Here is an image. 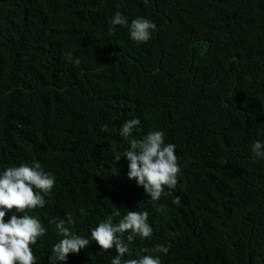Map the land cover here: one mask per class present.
I'll list each match as a JSON object with an SVG mask.
<instances>
[{
  "label": "trees",
  "instance_id": "obj_1",
  "mask_svg": "<svg viewBox=\"0 0 264 264\" xmlns=\"http://www.w3.org/2000/svg\"><path fill=\"white\" fill-rule=\"evenodd\" d=\"M117 11L129 24L153 21L151 39L113 28ZM133 118L140 125L122 137ZM155 130L176 146L181 171L152 202L122 154ZM256 141L264 143V0H0V174L38 162L56 177L45 206L26 212L46 228L31 246L36 264H49L62 239L51 219L72 213L71 231L90 242L56 264H111L115 247L101 249L91 229L144 210L152 235L129 242L125 233L124 259L264 264ZM13 214L22 215L5 220ZM158 244L171 245L166 255L143 251Z\"/></svg>",
  "mask_w": 264,
  "mask_h": 264
},
{
  "label": "clouds",
  "instance_id": "obj_2",
  "mask_svg": "<svg viewBox=\"0 0 264 264\" xmlns=\"http://www.w3.org/2000/svg\"><path fill=\"white\" fill-rule=\"evenodd\" d=\"M111 24L113 28L118 25L128 27L130 38L136 43H147L152 37L153 30L156 29V24L144 17L134 18L129 24L128 18L119 11L114 14ZM66 55L70 57L72 54L69 52ZM75 63L79 64V59ZM140 123L138 118L124 122L120 135L125 138L130 137ZM175 147L172 143H165L163 131L155 130L139 140L133 138L130 147L122 154L128 161V178L135 179L150 196L152 202L160 200L165 187L174 189L177 185V177L181 169ZM251 150L257 158H264V143L254 142ZM121 157H117L116 161ZM55 182L56 177L45 172L38 162H33L32 165L22 163L19 166L7 167L0 174V264H36L31 246L36 244L38 238L46 235V228L39 218L26 212L45 206L47 202L45 196L51 192ZM13 211L22 215L13 214L6 221V213ZM79 211L81 216L87 215L85 209ZM148 218L147 210L128 211L116 224L113 223V216H108L97 227L91 229V239L105 251L115 247L118 254L111 260V264H162L160 256L153 254L124 259L129 249L122 239L123 235L130 233L127 236L129 242L137 235L141 238H149L153 229ZM74 222L72 213H67L66 220H60L58 223L55 219L49 221L56 225L62 236V239L52 247L49 264L64 262L69 254H78L89 246L88 238L71 231L69 226ZM170 247V244L168 246L158 244L151 250L143 249V251L166 255Z\"/></svg>",
  "mask_w": 264,
  "mask_h": 264
}]
</instances>
